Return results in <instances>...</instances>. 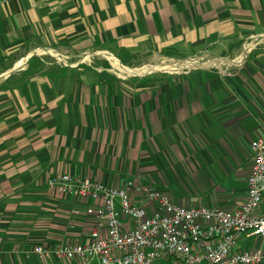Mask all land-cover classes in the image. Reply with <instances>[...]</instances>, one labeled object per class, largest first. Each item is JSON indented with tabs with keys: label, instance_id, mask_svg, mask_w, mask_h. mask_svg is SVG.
<instances>
[{
	"label": "crops",
	"instance_id": "obj_1",
	"mask_svg": "<svg viewBox=\"0 0 264 264\" xmlns=\"http://www.w3.org/2000/svg\"><path fill=\"white\" fill-rule=\"evenodd\" d=\"M249 34H264V0H0V264H37L26 261L35 245L89 240L91 218L71 216L80 202L46 188L57 173L238 208L250 142L264 135V45L232 62ZM192 57L216 67L112 68Z\"/></svg>",
	"mask_w": 264,
	"mask_h": 264
},
{
	"label": "built area",
	"instance_id": "obj_2",
	"mask_svg": "<svg viewBox=\"0 0 264 264\" xmlns=\"http://www.w3.org/2000/svg\"><path fill=\"white\" fill-rule=\"evenodd\" d=\"M261 45L264 34L247 35L233 64L240 65L247 53ZM54 58L66 64L65 54L56 53ZM161 63L176 65L181 71L206 64L208 68L216 67L214 61L198 57L165 59ZM118 66L123 68L121 64ZM112 68L123 77L129 76ZM249 148L252 166L246 180V197L234 210L178 205L166 193L146 183L111 187L70 173L54 174L46 181L48 192L80 202L72 208L71 216L91 218L89 240L35 245L26 257L31 254L42 262L54 258L70 264L264 263V247L238 248L239 240L245 236L264 241V213H257L264 204V135L252 140Z\"/></svg>",
	"mask_w": 264,
	"mask_h": 264
},
{
	"label": "rangeland",
	"instance_id": "obj_3",
	"mask_svg": "<svg viewBox=\"0 0 264 264\" xmlns=\"http://www.w3.org/2000/svg\"><path fill=\"white\" fill-rule=\"evenodd\" d=\"M163 60H161V61H157V62H155V63H153V64H151V66H147V67H145V69L144 68H142V67H139V66H136V67H129L130 69H139V70H141V72H139L140 73V75H146L147 73H153L154 74V72L156 73V72H158L159 70L158 69H155V70H150L151 69V67L152 66H154V65H160L161 64V62H162ZM122 63V62H121ZM150 67V68H149ZM160 73H162L161 71H160ZM3 73H0V75H2ZM157 74V73H156ZM149 75V74H148ZM130 77V76H129ZM136 177H137V179H140V178H138L139 176H137V175H135ZM182 194L184 195V196H186V198H189L190 197V195H189V192H188V190L186 189V190H184V191H182ZM254 241H255V238H254ZM241 243V242H240ZM61 261V260H56V259H54V258H49V259H47V260H45V262L44 263H46V264H54L53 263V261ZM26 261H29V262H33V263H40V260H38L36 257H34V256H29V258L28 259H26ZM91 264H97L96 263V261H94L93 263H91Z\"/></svg>",
	"mask_w": 264,
	"mask_h": 264
},
{
	"label": "bare ground",
	"instance_id": "obj_4",
	"mask_svg": "<svg viewBox=\"0 0 264 264\" xmlns=\"http://www.w3.org/2000/svg\"><path fill=\"white\" fill-rule=\"evenodd\" d=\"M26 63V61H22L19 65H17L16 67H21V66H24V64ZM173 65V64H172ZM114 68H117L120 70L121 73H124L126 75H129V76H134V75H140L139 72H141V70L139 69H129V68H121L120 66H118L117 64H114L113 66ZM150 68V67H149ZM164 68H168V69H172V70H179V67H177L176 65L174 66H171V65H166V64H160V65H154L151 67L150 70H155V69H158V70H163ZM9 72H5L3 73L2 75H0V79L4 76H6Z\"/></svg>",
	"mask_w": 264,
	"mask_h": 264
},
{
	"label": "trees",
	"instance_id": "obj_5",
	"mask_svg": "<svg viewBox=\"0 0 264 264\" xmlns=\"http://www.w3.org/2000/svg\"><path fill=\"white\" fill-rule=\"evenodd\" d=\"M121 62L124 66H127V67H133V65H131L132 63L131 62H128L127 60L125 59H121Z\"/></svg>",
	"mask_w": 264,
	"mask_h": 264
}]
</instances>
